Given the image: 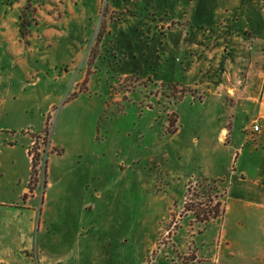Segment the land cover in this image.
I'll return each mask as SVG.
<instances>
[{"label": "rangeland", "instance_id": "rangeland-1", "mask_svg": "<svg viewBox=\"0 0 264 264\" xmlns=\"http://www.w3.org/2000/svg\"><path fill=\"white\" fill-rule=\"evenodd\" d=\"M31 1L57 7L22 36L28 0H0V202L31 177L37 199L0 215H77L110 264H152L186 216L192 227L221 215L234 173L264 174L252 107L217 87L231 86L248 46L224 40L219 54L212 36L229 32L219 20L245 18L248 0L186 12L167 0ZM180 250L176 259L193 258Z\"/></svg>", "mask_w": 264, "mask_h": 264}, {"label": "crops", "instance_id": "crops-1", "mask_svg": "<svg viewBox=\"0 0 264 264\" xmlns=\"http://www.w3.org/2000/svg\"><path fill=\"white\" fill-rule=\"evenodd\" d=\"M199 1L203 0H167V4L174 10L177 6V9L180 7L186 12L191 7L195 8ZM17 6L20 7L21 2L17 1ZM56 7L57 4L51 2L36 5L35 23L37 16L42 17L44 12L49 14ZM244 11L245 18H240V14L229 23L219 20L214 25L223 24L229 28V32L212 35L216 39L214 44L218 45L214 52L224 53L219 46L224 40L248 46L244 58L239 59V65L231 70V86L219 84L217 87L222 91H231V95H226L237 106L250 104L254 111L252 122L259 127L254 133L258 134L259 143L264 144V0H248ZM173 23L175 21L170 25L171 29ZM201 37L205 39L206 34L202 33ZM204 49L205 55H209L210 46ZM222 139L220 135L219 141ZM245 172L242 168L238 174L234 173L229 188L224 187L220 200L221 215L205 223H194L192 227L189 226L190 216H186L188 226L185 233L179 237L176 231L171 243L159 251L152 264H264V174L259 166L251 176ZM35 183L18 180L10 202H0V206L19 209L22 200V209L30 210L31 201L37 199ZM92 227L85 221H79L77 215H0V264H59L63 262L62 254L70 264H78L84 258L89 260L86 264H110L108 248L102 254L101 247L95 249L91 245L89 232ZM204 232L212 235L210 240L204 238ZM55 233L61 235V239L54 237L52 240L51 236ZM97 241L101 246L103 243L109 245L102 239ZM178 249H181V256L191 255L193 258L187 261L176 259L174 252ZM162 258H165L164 262Z\"/></svg>", "mask_w": 264, "mask_h": 264}, {"label": "trees", "instance_id": "trees-1", "mask_svg": "<svg viewBox=\"0 0 264 264\" xmlns=\"http://www.w3.org/2000/svg\"><path fill=\"white\" fill-rule=\"evenodd\" d=\"M145 3H147V5H149L150 0H143ZM32 1L28 0L27 6L24 7L23 11L21 12V15L19 16V31L20 34H22V36H25L26 34L29 33V25H31V23H35L33 15H34V9L32 7ZM37 162V158L34 156L31 158V171L33 174H35V165ZM221 180H212V183L215 184L219 183ZM35 182L34 177H31V181L30 183L33 184ZM214 191L217 193V187L213 188ZM214 214L217 212V210H213ZM199 215H195L196 218H198ZM217 216V215H215ZM205 221V220H204Z\"/></svg>", "mask_w": 264, "mask_h": 264}, {"label": "built area", "instance_id": "built-area-1", "mask_svg": "<svg viewBox=\"0 0 264 264\" xmlns=\"http://www.w3.org/2000/svg\"><path fill=\"white\" fill-rule=\"evenodd\" d=\"M252 129H253V131H258L259 130V127H258V125L255 122H252Z\"/></svg>", "mask_w": 264, "mask_h": 264}]
</instances>
